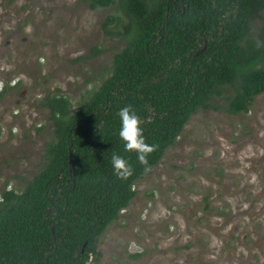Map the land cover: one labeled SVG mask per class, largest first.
<instances>
[{
    "label": "rangeland",
    "instance_id": "374dc122",
    "mask_svg": "<svg viewBox=\"0 0 264 264\" xmlns=\"http://www.w3.org/2000/svg\"><path fill=\"white\" fill-rule=\"evenodd\" d=\"M260 14L250 27L257 39ZM109 15L119 18L106 32ZM126 20L117 3L0 0V191L20 189L43 164L52 136L44 94L79 108L125 44ZM132 185L87 264H264V89L246 111L191 112Z\"/></svg>",
    "mask_w": 264,
    "mask_h": 264
},
{
    "label": "trees",
    "instance_id": "16d2710c",
    "mask_svg": "<svg viewBox=\"0 0 264 264\" xmlns=\"http://www.w3.org/2000/svg\"><path fill=\"white\" fill-rule=\"evenodd\" d=\"M87 2L120 6L127 16L126 42L79 108L72 109L69 98L58 93L39 101L47 108L52 136L44 144L42 166L20 189L0 191V264H43L45 256L47 264L96 260L98 236L128 204L136 192L134 180L158 161L188 115L199 107L246 111L264 89V17L259 39L250 35L264 0ZM118 18H104L106 32H111L106 21ZM203 39L204 48L192 56ZM216 96L225 102H212ZM129 105L142 121L145 142L157 146L147 165L125 151L118 136L117 113ZM113 153L132 167L127 179L114 175Z\"/></svg>",
    "mask_w": 264,
    "mask_h": 264
},
{
    "label": "clouds",
    "instance_id": "9594fccd",
    "mask_svg": "<svg viewBox=\"0 0 264 264\" xmlns=\"http://www.w3.org/2000/svg\"><path fill=\"white\" fill-rule=\"evenodd\" d=\"M117 115L120 120L118 136L123 142L124 150L127 152H135L139 163L147 165V157L156 151L157 146L145 142L143 129L141 127L142 121L131 109L130 105L121 108ZM111 162L114 175H116L118 179H127L133 174L132 167L123 157L113 153Z\"/></svg>",
    "mask_w": 264,
    "mask_h": 264
},
{
    "label": "water",
    "instance_id": "95a60500",
    "mask_svg": "<svg viewBox=\"0 0 264 264\" xmlns=\"http://www.w3.org/2000/svg\"><path fill=\"white\" fill-rule=\"evenodd\" d=\"M182 4V2H181ZM167 19V11L165 12V20ZM153 35V34H152ZM205 46V39H203L202 41V44L200 47H198L192 54V56L198 54L200 51H202V49L204 48ZM67 169L68 171H70V168H71V157H70V144H68L67 146ZM73 181V180H71ZM48 207L45 208V212L47 213L48 212ZM50 230H51V227H50ZM51 234H52V231H51ZM53 236V235H52ZM84 244H85V241H83L81 243V246H80V251H82L83 247H84ZM43 264H47V260H46V256L44 257V261H43Z\"/></svg>",
    "mask_w": 264,
    "mask_h": 264
},
{
    "label": "flooded vegetation",
    "instance_id": "af4514ba",
    "mask_svg": "<svg viewBox=\"0 0 264 264\" xmlns=\"http://www.w3.org/2000/svg\"><path fill=\"white\" fill-rule=\"evenodd\" d=\"M3 89H4V86H3ZM1 90H2V88H1Z\"/></svg>",
    "mask_w": 264,
    "mask_h": 264
},
{
    "label": "built area",
    "instance_id": "2783aa9c",
    "mask_svg": "<svg viewBox=\"0 0 264 264\" xmlns=\"http://www.w3.org/2000/svg\"><path fill=\"white\" fill-rule=\"evenodd\" d=\"M89 259H90V256H89Z\"/></svg>",
    "mask_w": 264,
    "mask_h": 264
}]
</instances>
